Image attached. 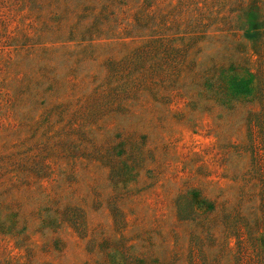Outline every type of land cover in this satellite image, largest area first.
<instances>
[{
    "label": "rangeland",
    "instance_id": "obj_1",
    "mask_svg": "<svg viewBox=\"0 0 264 264\" xmlns=\"http://www.w3.org/2000/svg\"><path fill=\"white\" fill-rule=\"evenodd\" d=\"M0 264H264V0H0Z\"/></svg>",
    "mask_w": 264,
    "mask_h": 264
}]
</instances>
